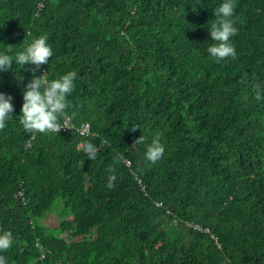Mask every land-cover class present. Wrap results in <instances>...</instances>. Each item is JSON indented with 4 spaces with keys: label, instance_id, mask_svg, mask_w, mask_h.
<instances>
[{
    "label": "trees",
    "instance_id": "obj_1",
    "mask_svg": "<svg viewBox=\"0 0 264 264\" xmlns=\"http://www.w3.org/2000/svg\"><path fill=\"white\" fill-rule=\"evenodd\" d=\"M223 2L0 0V52L40 35L53 50L0 72L14 108L0 130L6 264H264V0H235L236 58L217 63L207 48ZM69 71L71 127L25 131L33 74ZM156 132L165 153L152 164Z\"/></svg>",
    "mask_w": 264,
    "mask_h": 264
},
{
    "label": "clouds",
    "instance_id": "obj_2",
    "mask_svg": "<svg viewBox=\"0 0 264 264\" xmlns=\"http://www.w3.org/2000/svg\"><path fill=\"white\" fill-rule=\"evenodd\" d=\"M235 0H224V2L216 8L214 15L215 20L211 22L209 31L213 43L207 48V52L215 62L219 63L229 57L236 58L234 45L231 43V38L238 33L235 26L236 20L234 17ZM10 52L13 47L8 46ZM53 56V50L48 43L47 35H40L34 39L24 51L17 52L15 56L0 52V72L8 71L13 62L16 65H46L49 59ZM77 74L74 71H69L59 78L49 81L47 73L36 77L33 74V79L26 85V90L23 92V105L21 108L20 124L25 131L29 133H59L61 128H68L62 125L60 120L63 117L65 121L71 119L67 115V109L70 107L68 96L74 91ZM259 99L260 97L257 96ZM12 97L0 93V130L6 126V122L12 117L14 110L11 103ZM138 126L133 125L132 131H136ZM163 133L156 132L150 143L147 144L145 159L155 164L163 158L165 153V145L162 143ZM146 137L141 135L135 140L134 144H145ZM82 150L87 155L89 160L97 158V146L92 142H84ZM112 173L108 177L107 187L112 189L115 187L117 179L115 175V167L107 169ZM13 243V234L10 231H5L0 234V251L8 250ZM0 264H6V258L0 256Z\"/></svg>",
    "mask_w": 264,
    "mask_h": 264
},
{
    "label": "rangeland",
    "instance_id": "obj_3",
    "mask_svg": "<svg viewBox=\"0 0 264 264\" xmlns=\"http://www.w3.org/2000/svg\"><path fill=\"white\" fill-rule=\"evenodd\" d=\"M44 220L45 223L51 227H54L59 223L57 216L53 212L49 214Z\"/></svg>",
    "mask_w": 264,
    "mask_h": 264
},
{
    "label": "built area",
    "instance_id": "obj_4",
    "mask_svg": "<svg viewBox=\"0 0 264 264\" xmlns=\"http://www.w3.org/2000/svg\"><path fill=\"white\" fill-rule=\"evenodd\" d=\"M61 124L62 125H66L68 128H61V130L60 131H65V130H67V129H69L70 127H71V125H70V121L68 120V121H63V122H61ZM89 128V126L88 125H85V127H84V129H83V132L82 133H85L86 132V129H88ZM189 226H193V225H191V224H188ZM193 228H197L196 226H193ZM204 232L206 233V232H208V230L207 229H205L204 230Z\"/></svg>",
    "mask_w": 264,
    "mask_h": 264
}]
</instances>
